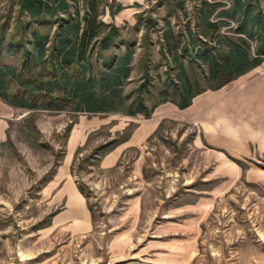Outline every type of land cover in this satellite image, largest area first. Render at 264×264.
Masks as SVG:
<instances>
[{
	"label": "rangeland",
	"instance_id": "rangeland-1",
	"mask_svg": "<svg viewBox=\"0 0 264 264\" xmlns=\"http://www.w3.org/2000/svg\"><path fill=\"white\" fill-rule=\"evenodd\" d=\"M133 1L117 25L109 16L102 21L134 47L124 95L127 104L141 97L138 114L9 106L12 114L4 117L0 108V264H169L173 258L174 264H264L263 139L250 145L251 154L229 157L204 139L198 143V123L164 119L142 145L122 146L163 93L178 101L176 66L162 44L165 23L186 40L185 20L172 15V4ZM10 8L0 0V64L22 72L30 63L22 50L8 47L22 38ZM182 60L195 89L214 91L199 64ZM8 91L16 94L15 83ZM121 147L119 159L104 168L106 156ZM68 182L86 200L90 232L60 221Z\"/></svg>",
	"mask_w": 264,
	"mask_h": 264
},
{
	"label": "trees",
	"instance_id": "trees-1",
	"mask_svg": "<svg viewBox=\"0 0 264 264\" xmlns=\"http://www.w3.org/2000/svg\"><path fill=\"white\" fill-rule=\"evenodd\" d=\"M164 1L173 5L172 15L181 13L185 20L187 45L170 21L161 37L177 69L179 109L188 108L205 91L193 87L182 59L199 64L214 90L264 62V0ZM187 3L192 5L191 13ZM9 4V13L19 18L15 31L22 38L8 47L22 50L30 64L22 72L0 64V99L6 105L29 111L128 116L144 108L139 95L130 104L124 95L134 47L122 39L118 27L102 21L106 11L113 17L121 10L120 5L114 7V0H9ZM120 47L125 48L122 53ZM11 82L18 90L14 95L8 91ZM162 96L159 103L169 101L166 93Z\"/></svg>",
	"mask_w": 264,
	"mask_h": 264
},
{
	"label": "crops",
	"instance_id": "crops-1",
	"mask_svg": "<svg viewBox=\"0 0 264 264\" xmlns=\"http://www.w3.org/2000/svg\"><path fill=\"white\" fill-rule=\"evenodd\" d=\"M122 1L124 0H119L122 9L117 14L112 17L106 11L103 16H109L115 25L120 19H124L133 2L138 3L133 0L130 3H122ZM134 58L135 54L132 66ZM129 80L130 78L127 81ZM176 102L159 103L148 120H139L130 139L122 146L142 145L154 135L164 119L198 123L200 132L196 137L198 143L202 144L204 139V143L211 147L212 151L229 157L236 158L251 154L250 145L258 143L260 139H263L262 144H264V62L218 90L198 94L186 109H179ZM0 108L3 109L4 117L12 114V109L6 104L0 103ZM125 147L117 148L108 154L104 160V168L114 165ZM60 195L67 202L68 208L61 215L60 221L68 223V227L76 233L90 232L93 227L92 216L86 200L75 185L68 182ZM173 259L172 262L164 260V263L174 264Z\"/></svg>",
	"mask_w": 264,
	"mask_h": 264
}]
</instances>
